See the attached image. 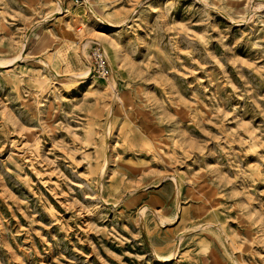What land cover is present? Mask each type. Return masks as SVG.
<instances>
[{
  "label": "rangeland",
  "instance_id": "1",
  "mask_svg": "<svg viewBox=\"0 0 264 264\" xmlns=\"http://www.w3.org/2000/svg\"><path fill=\"white\" fill-rule=\"evenodd\" d=\"M0 264H264V0H0Z\"/></svg>",
  "mask_w": 264,
  "mask_h": 264
},
{
  "label": "built area",
  "instance_id": "2",
  "mask_svg": "<svg viewBox=\"0 0 264 264\" xmlns=\"http://www.w3.org/2000/svg\"><path fill=\"white\" fill-rule=\"evenodd\" d=\"M92 69L94 74H98L101 78L107 79L110 77V69L106 63L105 55L102 48L96 45L92 52Z\"/></svg>",
  "mask_w": 264,
  "mask_h": 264
},
{
  "label": "bare ground",
  "instance_id": "3",
  "mask_svg": "<svg viewBox=\"0 0 264 264\" xmlns=\"http://www.w3.org/2000/svg\"><path fill=\"white\" fill-rule=\"evenodd\" d=\"M90 71L86 72L85 74H83L82 76H85V77H89L90 76Z\"/></svg>",
  "mask_w": 264,
  "mask_h": 264
}]
</instances>
